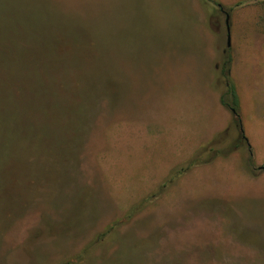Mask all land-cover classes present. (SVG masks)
<instances>
[{"label": "rangeland", "instance_id": "1", "mask_svg": "<svg viewBox=\"0 0 264 264\" xmlns=\"http://www.w3.org/2000/svg\"><path fill=\"white\" fill-rule=\"evenodd\" d=\"M227 56L248 144L164 184ZM262 96L264 0H0V264H264Z\"/></svg>", "mask_w": 264, "mask_h": 264}, {"label": "trees", "instance_id": "2", "mask_svg": "<svg viewBox=\"0 0 264 264\" xmlns=\"http://www.w3.org/2000/svg\"><path fill=\"white\" fill-rule=\"evenodd\" d=\"M221 69L224 75L225 88L219 95V101L224 107L228 108L231 111L230 122L226 127V130L219 132L206 144L196 148L186 161L176 165L173 169H171L164 184L171 183L173 180L188 172L196 165L209 163L217 157H226L232 151L239 148L242 143H247V139L245 138L241 125V118L239 114V99L235 90L234 82L230 78L229 56H227ZM230 130L231 133L232 130H234L236 134L234 142L229 144L228 146H225L224 148H217L216 145L221 143V136H223L224 133H230Z\"/></svg>", "mask_w": 264, "mask_h": 264}, {"label": "crops", "instance_id": "3", "mask_svg": "<svg viewBox=\"0 0 264 264\" xmlns=\"http://www.w3.org/2000/svg\"><path fill=\"white\" fill-rule=\"evenodd\" d=\"M245 57H246V53H245ZM236 59H237V56L233 58V60L231 61V64H234L233 62ZM230 74H232L235 81L238 80V77L234 73L233 66L232 68L230 67ZM243 86L244 87L241 88L242 90H239V89L237 90H238V96H239L240 113H242V116H244V119L246 122L252 116L250 113V108L251 110H253V108H256V106H254V101H255V95L257 94V90L256 89L249 90L248 86H245V83L243 84ZM254 86L256 88H260L258 81L254 83ZM205 91L203 93H205ZM219 95L220 94L218 93V91H214L210 94H206L207 96L206 99H208L209 103H208V107L204 106V108H206L205 109L206 111L205 119L209 120L210 118H213L215 116H218V119L213 125L200 129V131L197 133L198 134L196 138L197 141H202V143L208 141L209 138H211L216 132L223 130L231 119V111L228 110V108L224 107L220 103ZM262 99L264 100V96H262ZM195 125H198V124L196 123ZM193 129H194V133H195V130H198V128H195V127H193ZM197 141L196 143H199L200 145L201 142H197ZM194 148L196 147L192 146L189 149L184 150V152L187 153L188 155L192 152ZM253 155L257 159V161H264V157L260 158L255 154Z\"/></svg>", "mask_w": 264, "mask_h": 264}, {"label": "water", "instance_id": "4", "mask_svg": "<svg viewBox=\"0 0 264 264\" xmlns=\"http://www.w3.org/2000/svg\"><path fill=\"white\" fill-rule=\"evenodd\" d=\"M225 24H226V29H227V46L230 45V33H229V26H228V15L226 14L225 18Z\"/></svg>", "mask_w": 264, "mask_h": 264}]
</instances>
